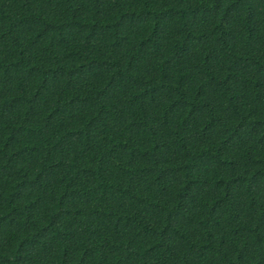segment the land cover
<instances>
[{
  "label": "trees",
  "instance_id": "16d2710c",
  "mask_svg": "<svg viewBox=\"0 0 264 264\" xmlns=\"http://www.w3.org/2000/svg\"><path fill=\"white\" fill-rule=\"evenodd\" d=\"M0 264H264V0H0Z\"/></svg>",
  "mask_w": 264,
  "mask_h": 264
}]
</instances>
